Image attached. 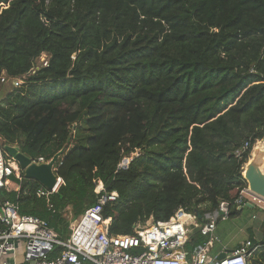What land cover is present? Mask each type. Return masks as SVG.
<instances>
[{
  "label": "trees",
  "instance_id": "1",
  "mask_svg": "<svg viewBox=\"0 0 264 264\" xmlns=\"http://www.w3.org/2000/svg\"><path fill=\"white\" fill-rule=\"evenodd\" d=\"M4 74L27 78L0 103L2 147L50 161L76 136L54 167L58 192L47 200L22 172L1 208L47 221L63 241L66 213L95 205L99 182L118 193L104 212L111 236L180 209L204 216L247 187L264 139V0H0ZM207 240L196 232L187 248ZM250 240L260 249L249 264H264V236Z\"/></svg>",
  "mask_w": 264,
  "mask_h": 264
},
{
  "label": "built area",
  "instance_id": "2",
  "mask_svg": "<svg viewBox=\"0 0 264 264\" xmlns=\"http://www.w3.org/2000/svg\"><path fill=\"white\" fill-rule=\"evenodd\" d=\"M41 63L48 65L45 58ZM5 81L3 78L2 82ZM248 149L249 145L245 144L234 154L241 159ZM50 162L40 158L33 163L43 165ZM125 166L122 163V167ZM21 173L17 162L0 147V192L13 183L12 176L21 179ZM58 180L62 182L61 187L64 181ZM59 188L39 191V195L49 200ZM95 193L98 202L71 224V234L66 241L60 239L47 221L21 215L16 206L8 204L4 214H0V221L5 225L0 231V264H249L260 249L259 245L247 240L231 253L226 250L224 260L209 259L216 241L213 234L220 221L230 219L232 206L238 209L253 206L264 212V201L252 194L248 187L239 190L233 203L222 202L218 209L206 213L201 219L196 213L189 214L180 209L170 221L149 227L138 224L134 233L126 236H111V219L104 217L105 208L117 202L118 193L108 192L103 182L98 183ZM196 232L208 240L189 251L187 245ZM56 247H61L62 252L50 260Z\"/></svg>",
  "mask_w": 264,
  "mask_h": 264
},
{
  "label": "rangeland",
  "instance_id": "3",
  "mask_svg": "<svg viewBox=\"0 0 264 264\" xmlns=\"http://www.w3.org/2000/svg\"><path fill=\"white\" fill-rule=\"evenodd\" d=\"M43 58L47 59V55L44 54L42 56V59ZM42 59L38 62V65L40 64ZM3 78H6L5 74L3 75ZM26 78L27 76L23 78H18L12 81L9 79H5L6 80L5 82L0 81V103H4L7 95L12 93L15 88L22 86L25 83ZM76 127L77 126H75L74 129ZM74 131H72V140L69 144V147L63 149L57 155V161L63 156V154L66 152L67 149L73 147L75 143V136H76V132ZM259 143L264 144V139L262 141L257 142L254 148L258 146ZM1 144H2V141H1ZM0 147L2 146L0 145ZM138 155L139 153H137L136 155L133 154L130 157L126 158L123 162V165L127 166ZM14 186L16 185L11 183V185L7 189L19 190V186H16V188ZM247 187H248V184H247ZM238 192H239L238 189L234 191L233 193L234 196H236ZM0 214H4V208L0 207ZM66 217L70 220V225L73 224L75 220L72 219L73 213L70 210H68V212L66 213ZM153 224H154V221L151 218L149 221H147L146 224L142 225L141 227H149ZM251 234H253L254 237L259 240H262L264 236V212L261 209L257 207H253V206L249 208L248 210H243V212H241L240 215L235 218H231L226 221H220L218 223L217 229L215 233L213 234V237L216 238V241H215L214 248L212 249L209 255V259L210 260L217 259L219 255L224 253V251L226 250L230 251V249H232L233 247H236L237 243L241 241L246 242L247 240H250ZM252 262H254L253 258L250 260V263Z\"/></svg>",
  "mask_w": 264,
  "mask_h": 264
},
{
  "label": "water",
  "instance_id": "4",
  "mask_svg": "<svg viewBox=\"0 0 264 264\" xmlns=\"http://www.w3.org/2000/svg\"><path fill=\"white\" fill-rule=\"evenodd\" d=\"M8 156L15 160L28 180L35 181L43 185L48 190H53L58 182L54 167L57 163V156L49 164L36 165L24 155L18 146L6 145L3 147ZM243 178L248 184L250 192L264 201V144L259 143L253 148L248 163L243 168ZM252 207V206H251ZM250 207V208H251ZM248 210L249 207L240 208ZM199 219L200 213H196ZM226 253H222L218 260H224Z\"/></svg>",
  "mask_w": 264,
  "mask_h": 264
},
{
  "label": "crops",
  "instance_id": "5",
  "mask_svg": "<svg viewBox=\"0 0 264 264\" xmlns=\"http://www.w3.org/2000/svg\"><path fill=\"white\" fill-rule=\"evenodd\" d=\"M15 188H16V186H14ZM239 210V209H238ZM243 210L244 209H242L241 211H240V213L241 212H243ZM240 215V214H239ZM238 215V216H239ZM237 217V216H236ZM231 219V218H230ZM242 242V241H241ZM241 242H239V243H237V245H236V247H233L232 249H230V253L233 251V250H235L236 248H238L239 246H241L243 243H244V241L241 243ZM241 243V244H240ZM228 251V250H227ZM225 252V251H224ZM220 256V255H219Z\"/></svg>",
  "mask_w": 264,
  "mask_h": 264
},
{
  "label": "bare ground",
  "instance_id": "6",
  "mask_svg": "<svg viewBox=\"0 0 264 264\" xmlns=\"http://www.w3.org/2000/svg\"><path fill=\"white\" fill-rule=\"evenodd\" d=\"M60 184V180H58L57 184H56V189L59 187Z\"/></svg>",
  "mask_w": 264,
  "mask_h": 264
}]
</instances>
